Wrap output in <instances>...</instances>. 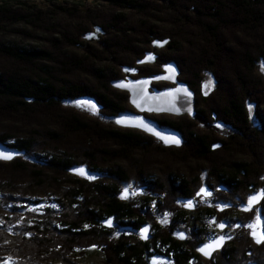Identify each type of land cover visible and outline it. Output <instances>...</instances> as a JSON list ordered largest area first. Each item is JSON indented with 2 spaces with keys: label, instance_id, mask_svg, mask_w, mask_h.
Returning a JSON list of instances; mask_svg holds the SVG:
<instances>
[{
  "label": "trees",
  "instance_id": "16d2710c",
  "mask_svg": "<svg viewBox=\"0 0 264 264\" xmlns=\"http://www.w3.org/2000/svg\"><path fill=\"white\" fill-rule=\"evenodd\" d=\"M13 1L0 0V31L14 23L42 22L44 9L20 1L24 11H17L11 6ZM105 1L141 17L164 14L168 27L162 32L151 25L146 29L134 24L120 27L115 36L103 39L102 49L90 47L81 55L66 52L70 45L84 47V41H78L69 31L50 39L46 47L0 40V118L20 117L36 122L50 119L52 123L33 128L25 136L0 134L1 143L22 152V158L0 162V166L12 172H28L40 186L56 180V176L68 175L77 166H85L100 176L93 180L72 177L56 197L55 208L45 206L40 219H32V224L20 228L15 237L10 235L15 244L21 243L18 254L37 248L52 253L63 264L76 254L93 251L102 253L105 264H155V254L169 258L162 264H264V244L254 242L250 246L253 240L246 226L251 219L235 221L241 229V240L237 237L229 241L228 247L210 260L203 259L197 251L198 245L212 234L205 221L200 220L201 227L192 234L196 237L193 244L174 237L178 223H185L188 215L180 206L181 200L194 202L202 184L199 178L172 173L162 177L147 171L151 152H164L170 160L206 162V185L215 193L214 202L228 201L226 191L245 195L257 188L264 190V75L258 64V59L264 60V45L256 39L258 34H264V0ZM52 10L72 16L84 12L59 4ZM100 25L108 31L117 28L115 22ZM236 32L240 40L233 38ZM154 38L170 39L166 47L178 50V56L159 53L158 62L174 60L178 64L180 78L195 92L202 119L209 125L229 127L228 134L219 135L214 128L197 129L186 116L167 119L151 115L161 126L178 130L184 137L182 146L164 147L137 129L106 125L65 106L66 102L91 98L111 119L130 110L128 93L111 85L113 79L122 77L120 69L95 67L92 60H103L109 54L115 65L125 63L120 55L137 58L144 50L139 49L140 44L150 46ZM4 61L8 65H1ZM134 61L127 64L138 68L140 75L159 71L148 65L134 66ZM80 72L90 80L74 78ZM206 73L215 81L209 94L202 91ZM234 156L242 159H232ZM130 183L151 187L145 190L157 196L155 211L125 200L123 186ZM164 212L172 216V221L157 222ZM215 214L221 215L217 209ZM261 217L264 221V199ZM149 221L154 228L149 241L129 232L150 225Z\"/></svg>",
  "mask_w": 264,
  "mask_h": 264
},
{
  "label": "rangeland",
  "instance_id": "374dc122",
  "mask_svg": "<svg viewBox=\"0 0 264 264\" xmlns=\"http://www.w3.org/2000/svg\"><path fill=\"white\" fill-rule=\"evenodd\" d=\"M20 1H26L30 4H35L38 8L44 9L45 14H43L42 22L35 20L32 23L26 21L6 26L4 30L0 31V40L4 42L12 41L19 43L20 45L30 47H46L49 45L50 39L59 38L61 32L69 31L72 32V34H74L79 39L78 41H84V47L80 45H70V47L66 48V52L71 53L73 55H81L82 52H85L90 47L102 49L103 39L115 36L118 32L116 30H118V28L120 27L127 28L131 24H134L138 25L137 27L140 29H146L147 26L151 25L152 27H157L161 32L163 31V29H166L168 27L164 22V14L153 13L152 16L149 18L141 17L135 12L122 11L117 7L107 5V2L105 0H81V2L77 0L13 1L11 6L14 9H17V11L23 12V8H20L19 6ZM152 1L160 2L161 0ZM57 4L63 6L64 8L81 9L84 12L79 13V15L72 16L61 11L52 10V8H55V5ZM120 12L123 13L122 17H119V19H115L114 16ZM113 21L116 23L117 28L113 27L111 31L103 29L100 25V23H114ZM96 28H98V30H96ZM232 36L235 40H240L239 33H232ZM157 39L162 40L164 38ZM256 39L259 45H264V34H258L256 36ZM140 45L141 46H139V49L144 50L139 57H133L131 54L120 55L119 58L125 63H119L118 65H115L114 62H111L110 60L113 57L111 55L109 56V54H105V58H102L103 60H98V58L93 57L92 64L95 67L108 66L110 68H114V70H117L116 67H118L120 69L122 77L124 76V74L121 71V65H128L127 63H130L132 60H135L134 66L140 67L148 65L153 67L154 69H158V72L162 71L161 65L168 61L158 62L159 56L158 61H156L155 64H136V61L138 59L144 57L145 51L151 50V45L146 47L143 46V44ZM155 52L158 55L159 53H162L164 56L167 57L178 56V50L170 49L166 46L155 50ZM258 60L259 71L264 75V71L261 70V66L264 65V60ZM1 65L6 66L8 65V62L4 61ZM139 75L140 72L136 76ZM75 77H77L78 79H82L83 81L90 80L88 79V76L86 74L81 72L76 74L74 78ZM158 83H161L162 85L157 86L160 88L171 86L170 83L163 81L157 83L155 82L154 84L156 85ZM206 85L207 87H205ZM214 87L215 81L212 75L206 73L204 75L202 91L206 94H209L214 89ZM64 104L65 106H69L77 111H80L86 116L98 118L99 120H101V122L106 125L112 124L116 126L112 122V119L108 116V114L104 113L102 108L91 98H81L75 101L66 102ZM131 109L133 110L132 106H130V110ZM250 109L253 113V107H250ZM155 116H162L167 119H178L179 117L186 116V118L191 119L188 115L175 116L169 114H156ZM11 118L12 120H8ZM191 121H193L191 123L192 125H195L197 129H200L202 131L214 128L219 135H226L230 132L229 127L221 124L214 123L209 125L203 119H191ZM47 123L48 127L52 124L50 119L44 120V122H36L35 119H23L20 117L0 118V134L13 133L16 136H25L31 129L40 128V126ZM156 142L163 146L158 140H156ZM104 143V141L101 142V144ZM15 158H22V152L15 156L12 160H14ZM149 158V163L151 164L147 165V171L154 175L165 177L166 173H172L187 177L189 179L199 178V181L202 184L201 189H203L204 191L202 192L201 189L199 190L196 196V200L194 202L191 200H181L180 206L185 208V210L188 212V215L185 219V223H178V226L175 229L174 237H177V239H182L186 241L188 240L190 241V244H193L195 242L196 237L192 234H195L198 231V229L201 227L200 220H203L212 232V234L206 241H209L222 234L227 237L231 236V239L229 241L234 240L237 237L240 241L242 237L241 229L240 226L235 225L234 222L237 220L244 222L243 220L247 221L248 219H251L252 224L256 219V215L259 212V209H261L263 206V199H261L259 203L253 206L252 211H244L242 209L244 205L248 204L249 195L252 193L259 192L261 188H257L250 194L247 193L245 195L239 191L236 193H231L223 188V190L220 189V191H226L224 192L227 196L225 197V199H228V201L226 200L224 202L218 203L214 202L215 193L206 185V182L208 181L207 169H209V167L208 164L204 161L195 159H189L186 161L170 160V157L166 153L155 151L151 152V156ZM236 158L242 159L239 156H234V158L232 159ZM10 161L0 160V162ZM27 173L28 172L24 171L12 172L0 166V264H63L60 260L53 258L52 253L46 252L44 250L41 251L37 248L27 250L24 253L22 252L20 256V254H18V250L21 243L17 242L15 244V241L10 235H14L13 237H15V233H19L20 228L24 229L25 226L32 224V219H40L41 215L44 214L45 206L55 208V199L56 197L61 195V189L65 185H68V181L72 177L79 176L70 171L68 175L56 176V180L50 179L49 181H47V184L45 186H40L36 184L33 180H31ZM99 177V175L93 174L92 176L86 178L89 180H93L98 179ZM145 189L151 190V187L142 188L139 187V185L135 186L134 184L130 183L129 185L126 184L123 186L122 194L125 200H132L137 204L143 206L147 205L148 209H154L153 211H155L157 196L155 193H151L150 191H146ZM216 209L220 211V216H217L215 214ZM259 213L261 215V210ZM261 220L263 221L262 217ZM170 221H172V216H170L168 212L163 214V216L161 215L157 218V222L159 223H167ZM221 224L224 225L222 229H220L219 226ZM150 225L151 227H149ZM150 225L147 228L148 232L145 229L143 230L142 228L130 229L129 232L131 233V235H134L139 239H141V236L143 234H149V238L147 239L149 241L154 232V228L151 222ZM243 226L244 225H242L241 228ZM181 236L183 238H181ZM249 237L251 240H253L250 232ZM229 241H227L224 246L215 253L220 252L225 247H228L227 244ZM254 242V240L250 241V246H253ZM201 243L198 245V247L201 245ZM215 253L212 255L211 258H206L201 254L200 255L203 259L210 260L214 257ZM152 260L155 264H162L168 262L169 258L164 254H155L152 257ZM67 264H105V262L102 253L93 251L86 255L76 254L69 259Z\"/></svg>",
  "mask_w": 264,
  "mask_h": 264
},
{
  "label": "water",
  "instance_id": "95a60500",
  "mask_svg": "<svg viewBox=\"0 0 264 264\" xmlns=\"http://www.w3.org/2000/svg\"><path fill=\"white\" fill-rule=\"evenodd\" d=\"M100 29V28H99ZM98 30V28H96ZM169 38L162 40L154 39L151 42V50L145 51L144 57L136 61L137 65L144 64H155L158 60V54L155 50L166 46L169 43ZM162 71L151 74V75H139L138 68L129 65H121V71L124 74L123 77L113 79L111 85L120 90L128 93L129 105L132 106L133 110H126L112 118V122L122 128L137 129L145 134L154 137L160 141L165 147H180L184 143L183 135L171 127L161 126L154 118L149 115L156 114H169V115H188L191 119H202L200 113L196 108V97L195 92L190 86L180 78V69L178 64L174 60H170L161 65ZM167 82L171 86L157 87L154 83L156 82ZM118 85H124L120 87ZM117 121H122L117 123ZM141 121L147 125L151 131L145 130L141 125ZM173 141H178L175 143ZM0 153H5L11 156V159H2L1 161H10L17 156L21 151L12 147L6 146L0 142ZM83 169V174L80 171ZM74 174L79 177H89L93 173L89 171L85 166L74 167L71 170ZM264 190L261 188L259 192L252 193L249 196H255ZM261 199L259 200V202ZM258 202V203H259ZM257 204V203H256ZM254 204V206L256 205ZM248 205V204H247ZM247 205H244V209ZM148 224L144 225L142 229L148 232ZM220 229H222L220 227ZM223 236L224 240L222 245L215 251L211 252L210 256L204 255L200 249L205 245L211 244L213 241H219V237ZM149 238V234H143L141 239L146 241ZM231 239L230 237L219 235L209 241L201 243L198 247V253L206 258H211L212 255L219 251L224 244Z\"/></svg>",
  "mask_w": 264,
  "mask_h": 264
},
{
  "label": "snow or ice",
  "instance_id": "6c2138e0",
  "mask_svg": "<svg viewBox=\"0 0 264 264\" xmlns=\"http://www.w3.org/2000/svg\"><path fill=\"white\" fill-rule=\"evenodd\" d=\"M261 70L264 71V65L261 66ZM120 87H123L124 85H118ZM207 87V85L205 86ZM94 107V106H93ZM122 121H117V123H121ZM141 125L145 128V130L151 131L147 127L146 124L143 123V121L140 122ZM175 143H179L178 141H173ZM0 158L2 159H11L10 155H7L5 153H0ZM80 174H83V169L79 170ZM203 192L204 190L201 189ZM260 199H264V192H261L255 196H249L248 198V205L243 209L244 211H252L254 204L258 203ZM221 228L224 227L223 224L219 225ZM247 227L250 229V234L253 238V240L259 245L264 244V221L261 220V215L258 212L256 215V219L252 224L247 225ZM181 238H183L181 236ZM224 240V237H219V241H213L211 244L205 245L203 248L200 249V251L206 255L210 256L212 251H215L218 247L222 245V242Z\"/></svg>",
  "mask_w": 264,
  "mask_h": 264
},
{
  "label": "bare ground",
  "instance_id": "6f19581e",
  "mask_svg": "<svg viewBox=\"0 0 264 264\" xmlns=\"http://www.w3.org/2000/svg\"><path fill=\"white\" fill-rule=\"evenodd\" d=\"M158 61V60H157ZM139 73V72H138ZM181 116V115H180ZM160 142V141H159ZM182 146V145H181Z\"/></svg>",
  "mask_w": 264,
  "mask_h": 264
},
{
  "label": "flooded vegetation",
  "instance_id": "af4514ba",
  "mask_svg": "<svg viewBox=\"0 0 264 264\" xmlns=\"http://www.w3.org/2000/svg\"><path fill=\"white\" fill-rule=\"evenodd\" d=\"M261 209H259V212H260Z\"/></svg>",
  "mask_w": 264,
  "mask_h": 264
}]
</instances>
